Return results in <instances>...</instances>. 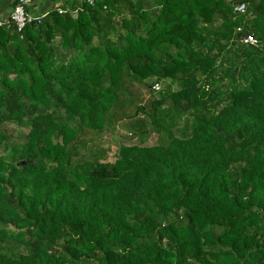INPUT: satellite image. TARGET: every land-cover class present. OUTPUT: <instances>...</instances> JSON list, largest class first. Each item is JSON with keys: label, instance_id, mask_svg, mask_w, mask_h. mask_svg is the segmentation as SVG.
<instances>
[{"label": "trees", "instance_id": "trees-1", "mask_svg": "<svg viewBox=\"0 0 264 264\" xmlns=\"http://www.w3.org/2000/svg\"><path fill=\"white\" fill-rule=\"evenodd\" d=\"M60 10L0 29V264H264V0Z\"/></svg>", "mask_w": 264, "mask_h": 264}, {"label": "rangeland", "instance_id": "rangeland-1", "mask_svg": "<svg viewBox=\"0 0 264 264\" xmlns=\"http://www.w3.org/2000/svg\"><path fill=\"white\" fill-rule=\"evenodd\" d=\"M60 4H58L57 6L59 7ZM61 9H63V6L60 5ZM5 12H9V10L6 11H0V17L4 19L5 16L2 15V13ZM220 23V22H219ZM159 89H155L157 91L156 94H153L155 97H159V92H163V91H168L169 88H171L172 91H176L179 89V86L177 84H171L170 82L166 81V82H161L159 85H156ZM155 91V92H156ZM147 97H149L147 95ZM163 110H165V115L169 114L170 111L173 110L172 104H168L166 107L163 108ZM191 118V117H189ZM187 116H181L180 119L177 121L176 125L174 127H172V131L176 136H180L182 135L183 129L184 127H187L190 125L191 122H187V119H189ZM144 121H147V118L143 119ZM132 122L127 121V122H123L119 127L118 130L116 131L115 135L112 137L111 140V145L112 148L109 149L107 146L104 148V152L105 150V156H107V158L109 160L113 159L115 157V155H117V153L119 152L120 148L122 146H132V145H138L140 144V139L138 137H134L133 135H131L132 132V127H131ZM0 128L7 130V132L10 134L11 136V143H16L17 145H20L24 142L27 133L29 131V129H25V128H18L15 125H11V124H2L0 125ZM145 129L149 132H152V127L147 123ZM158 143V136L156 134H150L148 139H145L144 141V145L146 146H154ZM100 149V147H99ZM99 152V151H98ZM91 152L89 149H79L78 151V155L74 158V161L77 160H91Z\"/></svg>", "mask_w": 264, "mask_h": 264}, {"label": "built area", "instance_id": "built-area-1", "mask_svg": "<svg viewBox=\"0 0 264 264\" xmlns=\"http://www.w3.org/2000/svg\"><path fill=\"white\" fill-rule=\"evenodd\" d=\"M85 3H88L90 5H93L95 0H84ZM29 5V1L27 0H18L15 7L13 8L11 14L7 18H1L0 17V29L1 28H14V31L22 34L24 33L26 27L32 23L40 24L41 20L47 16V14L38 16L33 15L27 11V6ZM61 14L66 15L68 12H71L68 9H61L59 11ZM77 9L74 11V14L76 15ZM244 44L247 45H256L257 41L253 38L246 39L244 41ZM154 89H159L157 86L154 87Z\"/></svg>", "mask_w": 264, "mask_h": 264}, {"label": "water", "instance_id": "water-1", "mask_svg": "<svg viewBox=\"0 0 264 264\" xmlns=\"http://www.w3.org/2000/svg\"><path fill=\"white\" fill-rule=\"evenodd\" d=\"M11 1L0 0V11L8 10ZM75 3L83 4L84 0H36L35 2H31V4H36V10L39 12L38 15H45L47 12L52 9L54 6L60 4L63 6V9L71 10ZM30 4V2H29ZM244 5L241 4V10H243Z\"/></svg>", "mask_w": 264, "mask_h": 264}, {"label": "crops", "instance_id": "crops-1", "mask_svg": "<svg viewBox=\"0 0 264 264\" xmlns=\"http://www.w3.org/2000/svg\"><path fill=\"white\" fill-rule=\"evenodd\" d=\"M77 4H79V3H77ZM29 6H30V4H29ZM56 6H57V5H56ZM59 6H60V5H59ZM14 7H15V6H14ZM8 10H9V12L2 13V15L5 16L4 18H7V17L11 14V12H12L13 9H8ZM5 11H6V10H5ZM32 11H33V10H32V6H31V12H30L31 14L34 13V12H32Z\"/></svg>", "mask_w": 264, "mask_h": 264}, {"label": "snow or ice", "instance_id": "snow-or-ice-1", "mask_svg": "<svg viewBox=\"0 0 264 264\" xmlns=\"http://www.w3.org/2000/svg\"><path fill=\"white\" fill-rule=\"evenodd\" d=\"M249 39H251V37H249Z\"/></svg>", "mask_w": 264, "mask_h": 264}]
</instances>
